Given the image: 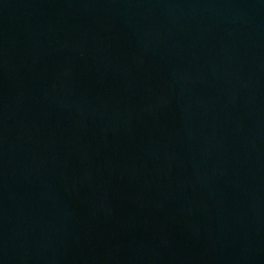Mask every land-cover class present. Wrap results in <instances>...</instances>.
<instances>
[{
	"label": "water",
	"instance_id": "1",
	"mask_svg": "<svg viewBox=\"0 0 264 264\" xmlns=\"http://www.w3.org/2000/svg\"><path fill=\"white\" fill-rule=\"evenodd\" d=\"M0 264H264V0H0Z\"/></svg>",
	"mask_w": 264,
	"mask_h": 264
}]
</instances>
